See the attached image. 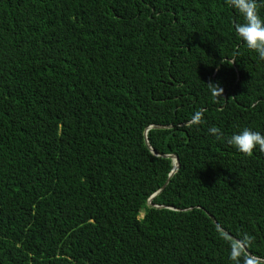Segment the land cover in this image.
<instances>
[{
  "label": "trees",
  "instance_id": "1",
  "mask_svg": "<svg viewBox=\"0 0 264 264\" xmlns=\"http://www.w3.org/2000/svg\"><path fill=\"white\" fill-rule=\"evenodd\" d=\"M242 22L225 0H0V264H233L221 229L264 264V153L226 142L264 135Z\"/></svg>",
  "mask_w": 264,
  "mask_h": 264
},
{
  "label": "clouds",
  "instance_id": "2",
  "mask_svg": "<svg viewBox=\"0 0 264 264\" xmlns=\"http://www.w3.org/2000/svg\"><path fill=\"white\" fill-rule=\"evenodd\" d=\"M225 3L243 19L242 23L234 24L235 34L249 50L256 52L258 57L264 60V18H261L258 13V8L261 5H258L257 0H225ZM206 85L214 98L219 99L223 96L224 89L219 83L209 82ZM203 122V110H196L187 124L191 127L198 126ZM208 131L217 140L224 138L223 133L216 126L209 128ZM226 142L247 156H251L257 147L261 153H264V135L248 128L232 134ZM219 235L229 246V258L233 264H259V259L248 251L254 240L253 236L242 233L239 238H229L222 231L219 232Z\"/></svg>",
  "mask_w": 264,
  "mask_h": 264
},
{
  "label": "water",
  "instance_id": "3",
  "mask_svg": "<svg viewBox=\"0 0 264 264\" xmlns=\"http://www.w3.org/2000/svg\"><path fill=\"white\" fill-rule=\"evenodd\" d=\"M150 127H164V125H156V124H151L150 126H148V128H150ZM145 142H146V144H147V146L150 148V150L154 153V154H158L150 145H149V143H148V140H147V135H146V130H145ZM162 155V154H161ZM164 156H169V157H172V159H173V166H172V169H171V171H170V173H169V175L171 176L172 174H173V172L178 168V165H179V162H178V157L175 155V154H163ZM169 176V177H170ZM168 177V178H169ZM168 180V179H167ZM167 180L164 182V184H163V186L167 183ZM162 186V187H163ZM162 187L160 188V189H158L155 193H153L151 196H150V198H149V200H148V203H150L151 202V197H153L156 193H158L161 189H162ZM211 218L214 220V218L211 216ZM224 233H226L228 236H230V237H232V235L230 234V233H228V232H226L225 230H223V229H221ZM261 261H264V259H260Z\"/></svg>",
  "mask_w": 264,
  "mask_h": 264
}]
</instances>
